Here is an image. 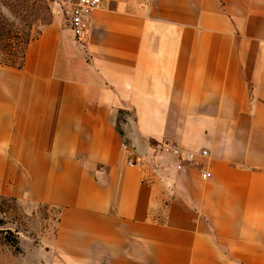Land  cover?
Wrapping results in <instances>:
<instances>
[{
	"label": "crops",
	"instance_id": "1",
	"mask_svg": "<svg viewBox=\"0 0 264 264\" xmlns=\"http://www.w3.org/2000/svg\"><path fill=\"white\" fill-rule=\"evenodd\" d=\"M0 197L56 212L0 264H264V0L47 25L0 69Z\"/></svg>",
	"mask_w": 264,
	"mask_h": 264
},
{
	"label": "rangeland",
	"instance_id": "2",
	"mask_svg": "<svg viewBox=\"0 0 264 264\" xmlns=\"http://www.w3.org/2000/svg\"><path fill=\"white\" fill-rule=\"evenodd\" d=\"M54 21L66 28L42 0H0V69L20 68L29 45ZM121 118L127 121L128 116ZM28 208L33 211L26 213ZM55 215L56 212L45 206L29 207L22 200L0 197V239L17 252L21 237L15 233L49 229Z\"/></svg>",
	"mask_w": 264,
	"mask_h": 264
},
{
	"label": "built area",
	"instance_id": "3",
	"mask_svg": "<svg viewBox=\"0 0 264 264\" xmlns=\"http://www.w3.org/2000/svg\"><path fill=\"white\" fill-rule=\"evenodd\" d=\"M50 8L54 16L62 19L66 29H68L76 43L81 44L86 28L88 27L90 16L103 9L111 0H42ZM120 148L126 150L127 143L122 141ZM205 154V153H204ZM153 159L149 162L146 157L135 158L129 156L127 164L139 169H145L147 163L152 164ZM155 168L156 165H155ZM181 166H177L180 169ZM209 173L202 174V178H210Z\"/></svg>",
	"mask_w": 264,
	"mask_h": 264
},
{
	"label": "trees",
	"instance_id": "4",
	"mask_svg": "<svg viewBox=\"0 0 264 264\" xmlns=\"http://www.w3.org/2000/svg\"><path fill=\"white\" fill-rule=\"evenodd\" d=\"M21 65H19V67H20Z\"/></svg>",
	"mask_w": 264,
	"mask_h": 264
}]
</instances>
